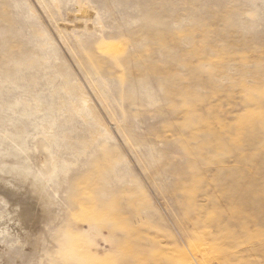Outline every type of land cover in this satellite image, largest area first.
Returning <instances> with one entry per match:
<instances>
[{
  "label": "rangeland",
  "instance_id": "rangeland-1",
  "mask_svg": "<svg viewBox=\"0 0 264 264\" xmlns=\"http://www.w3.org/2000/svg\"><path fill=\"white\" fill-rule=\"evenodd\" d=\"M12 182L0 264H264V0H0Z\"/></svg>",
  "mask_w": 264,
  "mask_h": 264
},
{
  "label": "bare ground",
  "instance_id": "bare-ground-1",
  "mask_svg": "<svg viewBox=\"0 0 264 264\" xmlns=\"http://www.w3.org/2000/svg\"><path fill=\"white\" fill-rule=\"evenodd\" d=\"M39 102V109H41L42 111L43 110H45V111H47V110H49L50 111V107H48L47 105L45 106L40 100L38 101ZM63 104V103H62ZM78 105H79V102H77L76 103V105H75V107H78ZM62 106H64V105H62ZM48 117L49 118H51L52 119V117L51 116H49L48 115ZM50 127H51V129L50 130H53L54 129V126L53 125H50ZM54 164V163H53ZM59 164H57L56 163V174H57V170L59 169ZM57 176V175H56ZM2 178L6 181V182H10L11 183V180H10V178H9V176L7 175V174H4V175H2ZM46 178H44V180H45ZM38 182V184H39V186H42V187H44L45 186V184L43 183V181H37ZM46 182H48V180H46ZM12 184H13V186L11 187V186H7V187H5V186H0V188H12V189H15L14 191H17V192H19V190H21V186H20V184L18 183V182H12ZM42 191H43V189H41L39 192H41L42 193ZM5 193V192H4ZM1 194V193H0ZM0 198H2V197H0ZM3 199V201H4V204H5V212H4V215H7L8 217L10 216V213L12 212V213H14L15 211H13V210H9L8 208V202L4 199V197L2 198ZM16 201V200H15ZM18 201V200H17ZM10 203H11V201H10ZM26 203V202H25ZM24 204V203H23ZM17 206V205H16ZM18 207H19V205H18ZM12 208H14V207H12ZM9 222V221H8ZM7 221H0V225H2V224H5V223H8Z\"/></svg>",
  "mask_w": 264,
  "mask_h": 264
}]
</instances>
